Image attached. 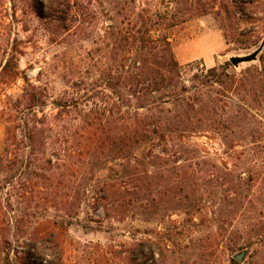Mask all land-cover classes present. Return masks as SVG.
Returning <instances> with one entry per match:
<instances>
[{
    "label": "rangeland",
    "instance_id": "1",
    "mask_svg": "<svg viewBox=\"0 0 264 264\" xmlns=\"http://www.w3.org/2000/svg\"><path fill=\"white\" fill-rule=\"evenodd\" d=\"M65 3L67 6L59 8L61 13L44 10L41 18L35 0H0V70L9 54L15 57L18 67L17 79L0 85V106L7 96L14 100L22 94L24 78L41 94L34 112L37 119L55 115L57 104L66 99L77 97L82 105L89 100L81 106L88 110L97 92L112 96L105 90L103 70L117 56L133 54L129 49L114 51L113 43L118 29L132 25L136 16L156 24L151 28L152 37H168L176 61L186 68L184 80L225 64L236 72L260 66L264 53L263 47L257 60L236 68L229 62L231 57L250 54L264 41V0L254 20H249L248 14L234 13L227 20L232 30L225 34L220 29L221 4L232 9V0ZM75 81L77 86L73 88ZM77 121L67 117L54 122L55 126L43 137L44 146L37 151L38 158L51 162L43 166L50 168L46 182L51 188L44 191L39 179H28L27 175L21 182L24 185L29 180L34 187L18 188L17 180L6 185L0 182V204L8 224L6 242L0 243V261L7 258V264H19L26 238L22 235L42 229L46 219L56 218L65 221L64 233L70 244L67 264H100L78 258L91 246L118 250L138 240L160 243L167 257L165 264H264V229L245 235V220L240 219L215 233L219 211L227 210L219 204L221 192L199 181L190 186L182 184L183 171L177 169L182 160L179 154L165 165L161 158L167 155L159 149L154 151L159 158L149 154L146 146L119 153L112 141L88 139L87 134L76 131ZM3 139L4 125L0 121V153ZM178 142L195 150L194 155L220 166L239 168L243 162V154L228 151L222 139L213 134H196L175 141ZM45 169L40 173L44 174ZM170 169L175 171L168 172ZM5 176L0 173V180ZM58 183L72 188L67 201L76 197L77 209L70 217L52 205L51 201L57 202L62 194H68L63 187L53 189ZM102 185L108 189L106 199H101ZM74 190L78 191L75 195ZM15 220L21 222L14 226ZM208 236L214 241L205 261L199 253ZM239 254H243L241 261L235 259Z\"/></svg>",
    "mask_w": 264,
    "mask_h": 264
},
{
    "label": "trees",
    "instance_id": "2",
    "mask_svg": "<svg viewBox=\"0 0 264 264\" xmlns=\"http://www.w3.org/2000/svg\"><path fill=\"white\" fill-rule=\"evenodd\" d=\"M232 1L235 2L232 9L221 4L223 24L220 29L224 34L232 30L227 20L234 13L248 14V19L254 20L261 0ZM35 5L41 18L44 10L61 13L59 8L67 6L65 0H35ZM133 21L132 25L118 29L113 43L114 51L129 49L133 54L117 56L113 64L103 70L105 90L108 89L112 96L97 92L96 100L91 102L88 110L81 106L89 100L82 105L77 97L66 99L57 104L55 115H42L40 119L34 112L41 94L26 78V87L17 99L5 98L0 106V121L4 125L0 173H6V176L0 182L6 185L17 180L18 188L23 189L25 185H31L29 180L24 185L21 182L27 175L28 179H39L44 191L51 188L46 182L50 168L43 167L51 162L38 158L40 152L37 151L44 146L43 137L51 131L52 125L55 126L54 122L68 117L78 120L76 131L80 134H87L88 139L110 140L119 153L126 148L146 146L149 154L159 158L154 154L155 149H159L167 155V158H161L165 165L179 154L182 160L177 169L183 171L182 184L190 186L199 181L221 192L219 204L227 210L219 211L215 233L223 230L225 225L232 227L240 219L245 220V235L261 231L264 229V53L260 56V66L236 72L225 64L204 69L200 75L184 80L186 68L176 61L168 37H152L151 28L156 24H149L141 16H136ZM252 27L248 26L249 29ZM17 77V61L9 54L1 66L0 85L11 84ZM72 85L76 88V81ZM196 134L220 137L228 151L243 154L241 167L220 166L194 155L195 150L190 146L175 143ZM238 148L241 150L236 152ZM30 166H33L32 170ZM43 169L44 174L40 173ZM60 187L68 194L51 202L53 207L58 206V211L70 217L77 209L76 197L67 201L72 188L58 183L53 189ZM100 191L101 199H106V186L102 185ZM77 192L74 190V195ZM6 221L0 204V243L6 242ZM20 222L15 220L14 226ZM64 223L63 219H46L41 224L42 229L21 234L23 239L26 238L19 264H67L70 244L65 237ZM213 241L210 236L204 239L199 253L201 260L207 261L210 257ZM78 259L100 264H165L167 257L160 243L138 240L118 250L91 246ZM0 262L7 264V258Z\"/></svg>",
    "mask_w": 264,
    "mask_h": 264
},
{
    "label": "water",
    "instance_id": "3",
    "mask_svg": "<svg viewBox=\"0 0 264 264\" xmlns=\"http://www.w3.org/2000/svg\"><path fill=\"white\" fill-rule=\"evenodd\" d=\"M263 47H264V41L261 43V45L256 50H254L250 54H247L245 56L231 57V58H229V62L234 68L238 67L241 64L251 63V62L257 60V57H258L259 53L262 51ZM242 256H243V254H239L238 256L235 257V259L238 261H241Z\"/></svg>",
    "mask_w": 264,
    "mask_h": 264
}]
</instances>
